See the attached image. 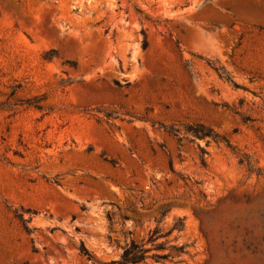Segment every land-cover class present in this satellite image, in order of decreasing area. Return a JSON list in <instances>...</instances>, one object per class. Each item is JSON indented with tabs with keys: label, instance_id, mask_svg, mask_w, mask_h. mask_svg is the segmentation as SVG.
Returning <instances> with one entry per match:
<instances>
[{
	"label": "rangeland",
	"instance_id": "374dc122",
	"mask_svg": "<svg viewBox=\"0 0 264 264\" xmlns=\"http://www.w3.org/2000/svg\"><path fill=\"white\" fill-rule=\"evenodd\" d=\"M130 241L264 264V0H0V264Z\"/></svg>",
	"mask_w": 264,
	"mask_h": 264
},
{
	"label": "trees",
	"instance_id": "16d2710c",
	"mask_svg": "<svg viewBox=\"0 0 264 264\" xmlns=\"http://www.w3.org/2000/svg\"><path fill=\"white\" fill-rule=\"evenodd\" d=\"M146 42L143 43V48H145ZM200 133H203L201 131L204 130L203 126H198ZM207 134H202V136H206ZM113 163L112 161H110ZM22 223V227L24 231L28 234H32V229L28 227V222L24 220L23 218L20 219ZM183 228V222L182 220H179L173 227V229H176L178 231L182 230ZM171 231L167 232L165 235L159 234L158 229H154L152 232H150V235L148 237V243L153 242L154 240L167 236ZM172 251L177 253L178 255L183 254L185 251V245L180 246H173ZM80 252L89 260H92V256L89 254V252L84 248V246H81ZM149 252V249H146L144 247V244L135 243L133 241H130L129 245H127L120 257L119 260L111 262V264H140L144 262L147 259L146 254ZM157 261L158 260H166V259H173L174 256H171L169 254L164 255H155L154 256Z\"/></svg>",
	"mask_w": 264,
	"mask_h": 264
}]
</instances>
